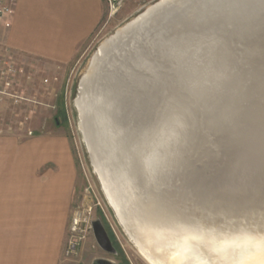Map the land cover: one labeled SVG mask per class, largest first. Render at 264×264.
<instances>
[{"label": "water", "instance_id": "1", "mask_svg": "<svg viewBox=\"0 0 264 264\" xmlns=\"http://www.w3.org/2000/svg\"><path fill=\"white\" fill-rule=\"evenodd\" d=\"M75 107L128 233L120 210L264 237V0L157 1L97 48ZM124 173L133 188L118 184ZM92 230L118 254L101 219Z\"/></svg>", "mask_w": 264, "mask_h": 264}, {"label": "crops", "instance_id": "2", "mask_svg": "<svg viewBox=\"0 0 264 264\" xmlns=\"http://www.w3.org/2000/svg\"><path fill=\"white\" fill-rule=\"evenodd\" d=\"M104 8L105 0H17L10 27L0 22L1 48L69 63ZM32 124L14 131L0 122V264H61L74 168L67 141Z\"/></svg>", "mask_w": 264, "mask_h": 264}, {"label": "rangeland", "instance_id": "3", "mask_svg": "<svg viewBox=\"0 0 264 264\" xmlns=\"http://www.w3.org/2000/svg\"><path fill=\"white\" fill-rule=\"evenodd\" d=\"M157 1L159 0H117L118 8L113 15H110L109 1L105 0L101 24L69 63H57L12 53L4 56L0 45L2 56L0 64L7 62L17 66L16 83L10 87H4L3 82L6 76H3L0 70V89L7 91L8 94L18 93L23 98L20 103H15L11 95L0 97L2 126H10L9 128H13L14 131L16 127L25 130L30 125L33 127L32 123L36 120L37 134L49 133L55 138H63L69 147L75 186L61 264H88L98 257H105L113 264H153L119 222L102 189L99 178L90 163L88 150L79 127L75 98L78 82L87 70L89 61L97 48ZM12 56H14L13 60ZM33 109L36 113L31 116L30 111ZM57 168L55 164V171ZM98 202H101V205H98ZM84 219L86 221H83ZM97 219L103 221L115 242L118 250L117 257L106 255L98 246L92 230V222ZM77 220L85 223L81 226L82 229L75 231L73 228ZM72 242H77L76 250L68 253ZM218 242L223 243L222 240ZM235 249L232 252L233 256L235 254L237 257L240 251ZM197 250L200 257L208 264L225 263L221 257L224 253L222 249H208L206 245L201 244Z\"/></svg>", "mask_w": 264, "mask_h": 264}, {"label": "bare ground", "instance_id": "4", "mask_svg": "<svg viewBox=\"0 0 264 264\" xmlns=\"http://www.w3.org/2000/svg\"><path fill=\"white\" fill-rule=\"evenodd\" d=\"M118 184L121 188H133L134 181L132 176L124 173ZM110 194L111 200L114 199L113 194L111 192ZM126 213L120 210L121 220L129 227V234L142 253L153 264H208L197 250L201 244L206 245L208 249L224 250L221 255L224 264H264V237L250 233L227 234L226 238L224 236L215 238L211 234L202 236L200 231L191 228L161 224L149 214L144 222L140 223L138 221L140 217L133 211ZM218 240H222L223 243H219ZM233 249L240 251L237 257L235 254L233 256Z\"/></svg>", "mask_w": 264, "mask_h": 264}, {"label": "built area", "instance_id": "5", "mask_svg": "<svg viewBox=\"0 0 264 264\" xmlns=\"http://www.w3.org/2000/svg\"><path fill=\"white\" fill-rule=\"evenodd\" d=\"M16 1L17 0H0V22H3L5 27L7 28L10 27L11 25L10 21L8 20V17L11 15L13 11V6L16 3ZM108 1L110 6V15H113L118 8V2L117 0H108ZM1 51H2V55L4 56L11 53L8 49L4 50L3 48H1ZM0 57L2 56L0 55ZM11 59L13 60L12 57ZM5 63L6 64H2V63L0 64L1 74L3 76H6L5 77L6 80L3 82L4 87L14 86L16 83L15 77L17 76V66L15 64H7V62ZM5 68H7V71H5ZM7 94H8L7 91L0 89V97H3V95H7ZM8 95H11L12 98H14L15 103H20L21 100L23 99L22 96L18 93H12ZM98 205H101V202H98ZM83 221H86V219H84ZM83 223L85 222H79L78 220L75 221V226L73 230L76 231L77 229L78 230L82 229L81 226L84 225ZM76 247H77V242H72L68 253L75 252Z\"/></svg>", "mask_w": 264, "mask_h": 264}, {"label": "flooded vegetation", "instance_id": "6", "mask_svg": "<svg viewBox=\"0 0 264 264\" xmlns=\"http://www.w3.org/2000/svg\"><path fill=\"white\" fill-rule=\"evenodd\" d=\"M104 226H105V224H104ZM105 228H106V230H107V232H108V234H109V237H110V239H111V241H112L114 247L117 249V247H116V245H115V242L113 241V239H112V237H111V235H110V233H109V231H108V229H107L106 226H105ZM98 246H99V245H98ZM101 249H102V248H101ZM102 250H103V249H102ZM117 251H118V250H117ZM104 252L106 253V255H107V254H110V255H113V256H115V257L118 256V254L115 255V254L108 253V252H106V251H104ZM98 258L106 259L105 257H98ZM96 259H97V258H96ZM88 264H99V263H97V262H95V260H93L92 262H89ZM100 264H108V263H107L106 261H104V260H101Z\"/></svg>", "mask_w": 264, "mask_h": 264}]
</instances>
